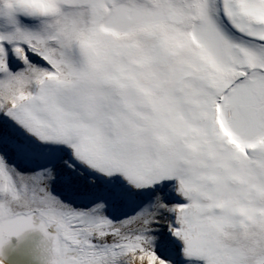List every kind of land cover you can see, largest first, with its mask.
<instances>
[{"label": "snow or ice", "instance_id": "snow-or-ice-1", "mask_svg": "<svg viewBox=\"0 0 264 264\" xmlns=\"http://www.w3.org/2000/svg\"><path fill=\"white\" fill-rule=\"evenodd\" d=\"M264 264V0H0V264Z\"/></svg>", "mask_w": 264, "mask_h": 264}, {"label": "bare ground", "instance_id": "bare-ground-1", "mask_svg": "<svg viewBox=\"0 0 264 264\" xmlns=\"http://www.w3.org/2000/svg\"><path fill=\"white\" fill-rule=\"evenodd\" d=\"M36 239L35 234L25 236L19 243L16 238H11L4 250V264H39L34 252Z\"/></svg>", "mask_w": 264, "mask_h": 264}, {"label": "rangeland", "instance_id": "rangeland-1", "mask_svg": "<svg viewBox=\"0 0 264 264\" xmlns=\"http://www.w3.org/2000/svg\"><path fill=\"white\" fill-rule=\"evenodd\" d=\"M196 264H203V262L202 261H197Z\"/></svg>", "mask_w": 264, "mask_h": 264}]
</instances>
